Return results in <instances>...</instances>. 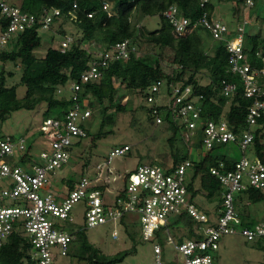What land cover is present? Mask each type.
Returning a JSON list of instances; mask_svg holds the SVG:
<instances>
[{
    "label": "built area",
    "instance_id": "obj_1",
    "mask_svg": "<svg viewBox=\"0 0 264 264\" xmlns=\"http://www.w3.org/2000/svg\"><path fill=\"white\" fill-rule=\"evenodd\" d=\"M245 1L248 6L255 4L254 0ZM0 12L9 19L5 30L0 31L1 54L8 41L34 24L37 17L9 0H0ZM164 15L178 35L202 26L215 40L224 41L232 70L241 76L245 96L253 99L246 118L251 129L237 133L225 117L219 121L208 120L201 127V104L190 85L177 83L168 92L165 81L160 80L148 89L147 102L170 107L174 118L185 132L190 133L189 138L194 139L197 128L201 127L205 150L233 145L241 153L237 158L223 154L226 159L211 169L223 186L220 206L206 212L194 201L186 179L192 162L190 158L173 168L154 162L140 163L125 176L123 188L113 198L107 195L106 189L98 188L103 184L94 183L87 175L77 178L72 189L64 187L62 180L53 183L57 170L70 162L78 148L77 143L88 135L84 124L91 117L93 108L90 96L85 93V84L99 79L102 68L110 60L128 59L131 52L137 50L130 39H125L108 49H89L95 59L82 74L80 82L72 81V93L67 97L73 100V106L62 117L46 118L41 126L49 142L39 155L26 156L28 145L23 137H0V178L7 181L3 188L0 183V245L16 230H22L32 242L35 251L31 256L36 263L53 264L58 255H68L76 237L68 227L75 224L72 208L77 203L84 205L85 216L83 225L76 230L113 224L111 234L114 239L120 237L121 227L128 231L132 223L129 216H137L143 238L155 241L152 264H222L217 255L224 236L239 235L253 242L264 240V219L253 225L244 224L237 207L239 196L249 189L264 194V151L259 155L253 145L254 128L264 115V67L255 68L247 60L245 24L248 20L232 33L226 23L206 12L192 21L180 16L178 7L172 5ZM59 16L57 8L45 11L43 28H50ZM70 41L71 37L63 40V48ZM63 87H59V95H62ZM236 89V84L229 83L223 92L231 95ZM156 120L162 121L159 116ZM129 147L116 148L108 161L113 156L125 154ZM249 150L253 153L251 157L247 155ZM98 168H101L100 164ZM13 198H20V204L9 205L8 200ZM188 219L193 223L191 227ZM181 234L191 236L184 239L179 237Z\"/></svg>",
    "mask_w": 264,
    "mask_h": 264
},
{
    "label": "trees",
    "instance_id": "obj_2",
    "mask_svg": "<svg viewBox=\"0 0 264 264\" xmlns=\"http://www.w3.org/2000/svg\"><path fill=\"white\" fill-rule=\"evenodd\" d=\"M235 1L246 3L245 0ZM10 2L20 6L23 11L36 15L37 20L22 32L15 34L0 54V121L8 119L14 111L35 109L42 102L48 104V111L52 109L57 111L55 117H62L74 103L67 96L58 97L57 91L70 81L80 82L82 74L89 69L95 59L94 54L89 51L90 47L93 45L96 47L98 44V48L108 49L116 42L130 39L131 44L137 49L131 52L128 59L110 60L107 66L102 68V76L99 79L85 84L86 95L93 97L91 106L94 112L91 117L99 114L100 125L99 129L92 133L84 124L90 142L89 148L80 154L82 158L87 156L81 167L82 175L86 173L90 162L87 154L92 148L97 147L98 140L115 133L116 116L119 112L126 111L125 104L118 100L119 90L134 91L147 99L149 87L160 80L165 81L168 92L171 86L177 83L190 85L201 104V127L208 120L219 121L225 117L237 133L251 129L246 118L253 99L245 96L241 76L232 70L226 43L215 40L202 26L178 35L164 15L172 5H176L179 15L192 21L197 20L205 12L212 17L215 12L213 0H21L19 4L16 1ZM55 8L60 10V16L55 18L51 25L61 20V27L58 30L67 38L63 25L72 21L75 33L66 48L62 46V41L65 40L63 39L53 43L43 56H38L36 50L42 46L40 30L44 25L43 16L45 11ZM151 16H159L161 26L148 31L139 23L143 18ZM8 24L9 19L0 12V31L5 30ZM210 38L214 41L210 42ZM144 44L159 49L168 48L173 54L168 58L163 52L142 54L140 50ZM245 52L248 62L253 67L263 68L264 36L246 32ZM166 59L171 65V72L165 70L163 66ZM8 62L23 66L18 84L8 83L9 79L15 76L14 71L5 68ZM205 79L208 81L204 82ZM229 83L236 84L237 89L231 95H225L223 88ZM22 85L27 89L24 95L20 96L18 90ZM140 107L146 110L147 121L151 126H155L153 136H157L158 133L167 138L171 153L169 166L173 168L191 159L186 179L196 204L206 212L219 207L223 186L212 174L211 169L226 159L223 154H215L216 150L225 145L205 150L201 127L197 128L193 141L184 144L186 129L174 118L170 107L144 104ZM157 116L161 117L160 123L156 120ZM134 122L137 121L134 119ZM254 133L253 145L261 155L264 151V115L258 120ZM4 136L6 135H0ZM83 140L76 146H82ZM180 142L183 146H179ZM130 150L131 146L128 151ZM26 156L33 157L32 144L28 145ZM228 164L232 166L230 161ZM62 183L64 187L72 189L76 178L73 176L64 178ZM98 188L105 190L102 185H98ZM200 198L207 199L213 207H206L204 200L200 201ZM259 202H264V194L256 189H249L239 196L237 207L244 224L253 225L258 222V219L251 216L248 206ZM187 222L191 227L192 221L188 219ZM76 228L74 224L68 227L76 237L67 256L76 258L83 264H116L136 250L134 245L114 255L105 254L89 241L86 229ZM128 231L132 235L131 230ZM185 236L187 238L191 234ZM256 242L264 253V240ZM30 248L32 242L29 237L22 230H16L0 245V264H37L29 253Z\"/></svg>",
    "mask_w": 264,
    "mask_h": 264
},
{
    "label": "rangeland",
    "instance_id": "obj_3",
    "mask_svg": "<svg viewBox=\"0 0 264 264\" xmlns=\"http://www.w3.org/2000/svg\"><path fill=\"white\" fill-rule=\"evenodd\" d=\"M9 1H16L19 4L21 0ZM213 2L216 8V17L226 23L231 29L238 27L239 24L244 25L245 21L248 20V23L245 24L246 32L264 36V0H256L254 6H248L246 3H239L235 0H213ZM53 24L50 28H42L40 30L42 46L36 50V55L43 56L53 43L66 39L58 30L61 27V20ZM139 24L148 31H152L160 28L161 19L159 16L146 17ZM63 26L67 32V38L73 36L76 30L73 22L69 21ZM209 40L210 42L214 41L212 38ZM93 48L98 50V44H96V47L93 45L89 49ZM140 52L147 55L163 52L167 58L173 54L168 48L159 49L145 44L141 47ZM163 66L165 70L171 72L172 69L168 59L163 61ZM22 67L21 64L6 63L5 68L15 72V76L9 79V84H18L20 82ZM207 81L206 79L204 80V82ZM71 84L72 81L68 82L62 88V95L58 94V97L70 96L72 93L70 88ZM26 89V86H20L18 90L19 95L23 96ZM117 96L121 104H125L126 111L117 114L116 126L114 128L115 133L98 140L97 147L92 148L89 154H87L90 162L84 174L91 178L94 183L103 184L110 198H113L123 188L125 176L133 171L140 163L155 162L166 167L171 162V153L167 138L158 133L157 136H153L155 126H151L147 121L146 110L140 107L141 104L146 106L153 104L147 102L139 93L134 91L119 90ZM164 98L167 100L166 96ZM90 99V103L92 104L93 97H90ZM56 112L55 109L48 111V104L46 102L38 104L35 109H20L14 111L8 119L0 121V135H10L19 139L21 137L25 138L27 145H33V153L37 156L43 148L48 147L49 142V137L41 131V126L47 116L55 117L57 115ZM134 119L137 122H134ZM99 125V114L88 118L85 122V126L92 133H95L99 129ZM189 136V132H184V144H189V142L193 141ZM89 142L90 139L85 137L82 146L76 148L70 162L63 168L57 170L53 178V183L58 184V182L70 176L76 179L82 176L81 167L87 156L82 158L80 154L84 149L89 148ZM183 143L180 142L179 146H183ZM124 145H130L131 150L125 154L113 156L108 161L110 153ZM191 150L194 155V149L192 148ZM221 151L228 152V156L234 158L240 157L241 155L233 145H225L221 148ZM247 155L251 157L253 155L252 151L249 150ZM99 164L101 168H98ZM6 182V179L0 178L1 188L5 187ZM203 200L206 207H213V204L207 199L204 198ZM203 200L200 198V201ZM8 204L19 205L20 198L10 199L8 200ZM248 207L253 218L260 220L264 217V202L250 204ZM72 215L75 219L74 227L79 228L82 226L85 216L84 205L81 203L75 204L72 208ZM129 219L132 221L129 226L132 235L121 227L120 237L114 239L111 234L114 227L113 224L105 223L88 228L86 230L87 237L92 244L108 255H114L120 251L130 249L134 245L136 246L135 251L126 255L123 261L116 264H152L155 260V241L145 240L143 238L137 216L134 214L130 215ZM182 231L183 228L182 230L180 229V232ZM181 235H179L180 238L187 239L184 234ZM34 251L33 248H30L29 253L32 254ZM217 257L222 264H263L264 262V253L259 249L257 242L247 241L239 235L224 236L221 240V249ZM53 264H83V262L71 256L58 255Z\"/></svg>",
    "mask_w": 264,
    "mask_h": 264
},
{
    "label": "crops",
    "instance_id": "obj_4",
    "mask_svg": "<svg viewBox=\"0 0 264 264\" xmlns=\"http://www.w3.org/2000/svg\"><path fill=\"white\" fill-rule=\"evenodd\" d=\"M213 18H215V19H217V20H220V19H218L217 17H216V8H215V12H214V14H213V16H212ZM221 21V20H220ZM236 28L237 27H235V28H233V29H231V32L232 33H235L236 32ZM228 152H224V151H221V149H218V150H216V152H215V154H219V155H222V154H227Z\"/></svg>",
    "mask_w": 264,
    "mask_h": 264
}]
</instances>
